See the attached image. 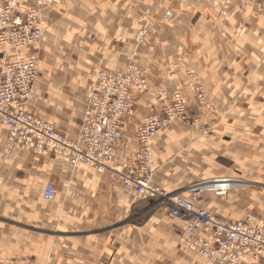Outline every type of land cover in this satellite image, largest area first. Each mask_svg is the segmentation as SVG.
Masks as SVG:
<instances>
[{
    "label": "crops",
    "instance_id": "obj_1",
    "mask_svg": "<svg viewBox=\"0 0 264 264\" xmlns=\"http://www.w3.org/2000/svg\"><path fill=\"white\" fill-rule=\"evenodd\" d=\"M18 2L26 9L34 0ZM142 26L145 45L137 44ZM21 55L37 58L40 70L29 112L72 139L98 70L132 60L149 68L150 90L135 94L118 159L133 156L138 125L160 112L159 96L181 91L193 120L156 138L153 182L181 192L200 180L247 178L252 184L240 180L246 186L226 196L206 193L202 205L236 221L248 209L264 212V0H62L45 10L40 44ZM192 70L210 110L188 85ZM9 136L0 123V264H205L182 243L183 224L116 174L34 151L5 154ZM48 184L57 191L49 203Z\"/></svg>",
    "mask_w": 264,
    "mask_h": 264
},
{
    "label": "built area",
    "instance_id": "obj_2",
    "mask_svg": "<svg viewBox=\"0 0 264 264\" xmlns=\"http://www.w3.org/2000/svg\"><path fill=\"white\" fill-rule=\"evenodd\" d=\"M61 2L34 0L26 9L20 8L18 0L0 5V123L10 131L3 152L34 151L63 160L72 168L85 166L100 175L112 172L128 191L167 208L169 217L183 224L182 243L205 264H264V212L250 211L236 221L219 217L202 205L206 193L226 196L235 188L236 178L200 180L181 192H170L153 182L155 140L174 122L190 119L186 94L178 91L169 98L159 96L160 112L145 116L138 125L133 156L118 159L127 130L125 119L134 110L135 94L150 90L149 68L132 60L120 70L100 69L75 139L29 112L40 70L37 58L25 59L21 52L40 44L43 14ZM170 17L171 11H167L165 18ZM146 35L147 27L141 33L142 45L147 42ZM188 78L199 105L211 109V98L197 73L190 71ZM56 198L55 186L48 184L43 199L54 202Z\"/></svg>",
    "mask_w": 264,
    "mask_h": 264
},
{
    "label": "rangeland",
    "instance_id": "obj_3",
    "mask_svg": "<svg viewBox=\"0 0 264 264\" xmlns=\"http://www.w3.org/2000/svg\"><path fill=\"white\" fill-rule=\"evenodd\" d=\"M228 3V2H227ZM167 11H169V10H167ZM168 20V19H167ZM146 28V26H142V28L139 30V32H138V40H137V44H139V45H142L141 43H140V41H141V39H142V37H141V33L144 31V29ZM148 34H149V27H147V35H146V37H148ZM146 41H147V39H146ZM99 71V70H98ZM97 71V72H98ZM97 74V73H96ZM188 85H189V82H188ZM203 85V84H202ZM203 87H204V85H203ZM205 88V87H204ZM205 90H206V88H205ZM207 91V90H206ZM193 92V91H192ZM183 93V92H182ZM194 93V92H193ZM207 93H208V96L211 98V96H210V94H209V92L207 91ZM162 95H164V94H162ZM194 95H195V99H196V101H197V98L198 97H196V94L194 93ZM187 96V95H186ZM168 98H169V96H167ZM188 97V96H187ZM189 98V97H188ZM85 102H86V100H85ZM85 102H84V107H85ZM197 103H198V101H197ZM198 105H199V103H198ZM211 108L213 107V100H212V98H211ZM201 106V105H200ZM202 108H204L203 106H201ZM204 109H206V108H204ZM189 110H190V106H189ZM207 110H210V108L209 109H207ZM193 120V117L191 116V113H190V119L188 120V121H192ZM198 119H194V122H196ZM185 122V121H184ZM230 177V176H229ZM233 178H236V180L238 179V180H241V181H247V182H249V184H252L251 182H250V180L249 179H247V178H241V177H233ZM256 184V183H255ZM255 184H253V186H255ZM159 186V185H158ZM242 186H246V184L245 185H242ZM261 186L263 187V188H261V190L262 189H264V185L263 184H261ZM242 188V187H241ZM250 188H252V187H250ZM246 188H244V190H245ZM243 190V197H247V199H249V198H251V195H252V193H251V191H250V189L249 190H247V191H244ZM255 210V209H254ZM251 210H249L248 209V212H250ZM247 212V211H246Z\"/></svg>",
    "mask_w": 264,
    "mask_h": 264
},
{
    "label": "bare ground",
    "instance_id": "obj_4",
    "mask_svg": "<svg viewBox=\"0 0 264 264\" xmlns=\"http://www.w3.org/2000/svg\"><path fill=\"white\" fill-rule=\"evenodd\" d=\"M84 167V166H83ZM226 177H229V176H226ZM242 185H245V184H241L240 180L238 181V179L236 180L235 184H234V187L235 186H242ZM45 190V189H44ZM44 200V199H43ZM49 203V202H48Z\"/></svg>",
    "mask_w": 264,
    "mask_h": 264
}]
</instances>
